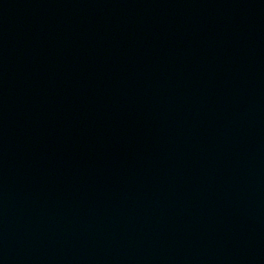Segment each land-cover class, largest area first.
I'll return each instance as SVG.
<instances>
[{"label":"water","instance_id":"95a60500","mask_svg":"<svg viewBox=\"0 0 264 264\" xmlns=\"http://www.w3.org/2000/svg\"><path fill=\"white\" fill-rule=\"evenodd\" d=\"M0 264H264V0H0Z\"/></svg>","mask_w":264,"mask_h":264}]
</instances>
